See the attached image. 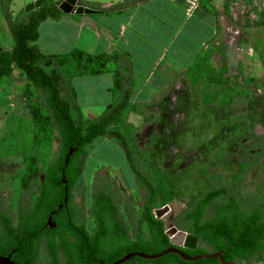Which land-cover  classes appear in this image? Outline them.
Masks as SVG:
<instances>
[{
    "label": "trees",
    "instance_id": "16d2710c",
    "mask_svg": "<svg viewBox=\"0 0 264 264\" xmlns=\"http://www.w3.org/2000/svg\"><path fill=\"white\" fill-rule=\"evenodd\" d=\"M62 1L42 0L38 9L13 18L11 0H0V16L13 41L9 50L0 47V81L14 73L24 78L27 83L20 90L28 103L27 117L8 119L6 133L0 139L1 158L22 160L10 182L15 193L16 219L10 235L0 241V256H9L20 264H111L128 253L158 254L171 243L163 220L156 219L154 212L181 196L178 183L173 173L158 165L159 154L154 149L156 132L150 135L148 157L137 147V128L128 122L130 113L140 115L128 110L130 79L117 74L113 86L119 90V98L100 116L84 120L76 109L65 74L101 75L110 61H117L116 53L93 55L73 50L64 55H43L35 46L40 23L64 15L58 9ZM79 2L83 7L105 12L120 11L135 0L109 7L86 0ZM224 7L228 9L226 4ZM255 25L264 26V11L258 12ZM217 52L222 60L219 67L212 62ZM224 59L225 48L210 44L183 73L184 79L196 89L203 107L229 109L249 95L244 85L256 81L244 77L241 67L234 76H227ZM97 137L114 139L124 151L142 194L141 205L126 201L131 216L139 219L132 220L133 235L105 176H95L91 184L87 209L90 228L86 222L77 220L73 190L84 169L85 147ZM71 150L73 153L65 164ZM237 157L239 171L225 178L201 171L208 179L204 188L190 195L185 209L170 221L177 230L197 238L194 250L180 249L185 255L221 252L225 261L235 264H257L264 260L261 194L264 184L251 193H244L242 186L247 173L264 157V134L256 136ZM62 176L66 184L62 183ZM51 212H56L53 230L45 228ZM123 264L219 262L218 259L183 261L169 254L156 260L134 257Z\"/></svg>",
    "mask_w": 264,
    "mask_h": 264
},
{
    "label": "rangeland",
    "instance_id": "374dc122",
    "mask_svg": "<svg viewBox=\"0 0 264 264\" xmlns=\"http://www.w3.org/2000/svg\"><path fill=\"white\" fill-rule=\"evenodd\" d=\"M35 1L11 0L12 17L22 16L25 8ZM257 14L253 0H237L228 3V9L219 19L221 30L216 41L217 46L225 48V55L229 57L228 60L224 59L227 76H234L238 67H241L244 77L256 79L244 85L249 95L238 100L229 109L203 107L196 89L183 79L177 81L174 89L165 96L164 104L148 107L142 103L147 97L150 101V90L147 92L145 90L152 87L154 81L160 78V69L171 56L172 43H167L166 40L152 44L153 48L150 52L140 50L136 46L138 44L130 43L132 54L130 53L131 58L128 61L131 64L128 66L120 65L119 60H113L106 65L107 70L101 75L65 74L76 109L84 120L100 116L109 104L119 98V90L113 86L117 74L120 78L123 76L130 79L132 89L128 110L141 115L130 113L128 116V122L137 128V147L147 153L150 135L156 132L154 149L159 154L158 165L162 170L174 174L181 191V196L166 206L167 213L162 217L166 230L169 228V219L185 209L188 197L204 188L208 179L201 174V171H206L208 176L215 175L222 178L238 172L239 159L236 150L239 142L247 139L246 142L251 144L256 136L264 134V26L255 25ZM77 16L74 15L75 18ZM92 17L97 18L96 15ZM55 21L46 19L40 23L39 36L34 43L39 51L43 55H64L73 50L84 52L79 46H74L72 41L62 38V31L58 30ZM141 39L145 40L143 35ZM12 45L13 41L6 22L0 16V47L9 50ZM99 51L94 52L93 55L112 54L105 50ZM158 55L165 58L157 61V64L154 62ZM212 62L218 67L222 64L218 52L214 54ZM128 69L131 70L130 72L134 70V74H129ZM18 76L14 73L10 80L0 81V97L9 100L2 101L0 106V139L6 133L8 119L26 118L28 115V103L26 104L19 97ZM99 76L103 77L100 79ZM147 76H149L148 80ZM190 89L193 98H184V106L180 107V98L184 94H189ZM195 96L196 100H194ZM85 153L87 158L84 169L73 190L75 204L87 210L94 177H107L120 201L121 211L127 218L133 235V223L130 220L131 214L126 201L129 199L134 204L141 205L142 194L137 189L135 175L124 151L114 139L97 137L85 147ZM145 155L148 157L149 154ZM21 165L20 158L0 159V167L3 168V172L0 173V198L8 199L12 196L10 178ZM261 184H264V159L259 166L247 173L242 184L243 192L251 193ZM86 223L90 228L89 218ZM203 250L211 252L209 248Z\"/></svg>",
    "mask_w": 264,
    "mask_h": 264
},
{
    "label": "crops",
    "instance_id": "0c3cea01",
    "mask_svg": "<svg viewBox=\"0 0 264 264\" xmlns=\"http://www.w3.org/2000/svg\"><path fill=\"white\" fill-rule=\"evenodd\" d=\"M86 1L109 7L127 0ZM231 1L198 0L193 5L190 0H135L120 11L104 12L91 9L94 13L80 14L77 18L74 17L76 14H64L55 23L58 30L62 31V38L72 41L74 46H79L88 54L100 52L99 50L116 53L118 63L125 66L131 64L128 61L132 52L130 43L138 44L136 46L140 50L150 52L153 48L152 44L162 40L171 42V56L165 66L161 67L160 78L154 81L152 87L145 90L146 92L150 90L148 95L151 99L148 101L147 97L142 100L143 104L153 107L164 104L165 96L174 89L177 81L185 80L183 73L202 49L210 44L218 45L216 40L221 30L219 19L225 14V4L228 7ZM253 1L258 12L264 11V0ZM84 8L91 7L84 6ZM92 15H96L97 18H93ZM141 35L145 40L141 39ZM141 56L138 57L143 59ZM225 56L228 60L229 57ZM164 58L165 56L161 58L158 55L154 63ZM128 71L129 74H134V70L130 72L131 70L128 69ZM99 77L101 79L103 76ZM148 78L149 76L146 77L147 80ZM190 92L191 89L189 94H184L180 98V107L184 106V98H193ZM262 185L256 186V189ZM263 191L264 189L261 194L264 196ZM260 263H264V260Z\"/></svg>",
    "mask_w": 264,
    "mask_h": 264
},
{
    "label": "water",
    "instance_id": "95a60500",
    "mask_svg": "<svg viewBox=\"0 0 264 264\" xmlns=\"http://www.w3.org/2000/svg\"><path fill=\"white\" fill-rule=\"evenodd\" d=\"M42 0H36L35 2L29 4L25 8V13L38 9L41 6ZM58 9L63 14H91L94 13L93 10L89 8H84L80 5L79 0H63L59 5ZM73 153V151H69L67 157L65 158V164L68 162V157ZM40 180H43V176L40 178ZM62 183L66 184V181L64 180V177L62 176ZM66 202V198H64V203ZM60 209L61 206H58ZM167 213V207L164 206L160 209H157L154 212V215L156 218H161L165 216ZM55 214V212H51L48 216L47 222L45 225L49 227H53L51 223L52 216ZM171 221V220H170ZM169 221L168 229L166 230V235L169 237L171 246L162 252L154 255H147L143 253H128L125 256H123L121 259L111 263V264H123L124 262H127L131 260L134 257H137L139 259L143 260H156L159 259L165 255L169 254H175L177 255L181 260L183 261H198L202 259H218L219 264H235L233 261H225L223 259V255L221 252H211L201 255H194V256H188L185 255L180 249H188V250H194L197 247V238L187 234L186 232H183L181 230H177L173 225H171ZM0 264H20L12 261L9 256H0Z\"/></svg>",
    "mask_w": 264,
    "mask_h": 264
},
{
    "label": "flooded vegetation",
    "instance_id": "af4514ba",
    "mask_svg": "<svg viewBox=\"0 0 264 264\" xmlns=\"http://www.w3.org/2000/svg\"><path fill=\"white\" fill-rule=\"evenodd\" d=\"M12 76L7 78L6 80H10L12 78ZM20 77L21 76H18V79H20V81L18 82L17 86L21 87L23 85H26L27 82L24 78H22V77L20 78ZM20 87H19V97L21 100H24L27 104V99L24 98V96L21 94ZM2 101L7 102L9 100H7L6 98L0 97V106L3 103ZM246 141H247V139H243L242 141L239 142L240 144H238V146H237L236 155L241 154L250 146V143L248 144ZM253 152L254 151L251 150V153H253ZM0 159L9 160L10 158L5 159V158L0 157ZM263 159H264V157H263ZM262 160H261V162H262ZM2 172H3V168L0 167V173H2ZM10 182H11V178H10ZM14 200H15V193H14L13 189H12V196H10L8 199L0 198V241L5 239L6 234H7V236L10 235V231H12V228L14 226L15 219H16V209H15V204H14L15 201ZM86 213H87V210H84L81 206L77 205V220H82V221L86 222L89 218L88 214H86ZM55 215H56V212L52 216V218ZM172 218H170L169 220H172ZM156 219L162 220V217L156 218ZM89 220H91V219L89 218ZM124 220H127V218L125 217ZM130 220H139V219L131 216ZM51 223H52V225H54L53 227H49V226L45 225V228H49V229L53 230L55 228V224L53 223L52 219H51ZM6 225H7V228H6Z\"/></svg>",
    "mask_w": 264,
    "mask_h": 264
},
{
    "label": "built area",
    "instance_id": "2783aa9c",
    "mask_svg": "<svg viewBox=\"0 0 264 264\" xmlns=\"http://www.w3.org/2000/svg\"><path fill=\"white\" fill-rule=\"evenodd\" d=\"M193 5L197 3L198 0H190ZM257 264H264V263H257Z\"/></svg>",
    "mask_w": 264,
    "mask_h": 264
}]
</instances>
